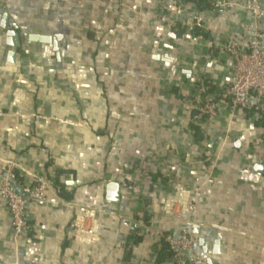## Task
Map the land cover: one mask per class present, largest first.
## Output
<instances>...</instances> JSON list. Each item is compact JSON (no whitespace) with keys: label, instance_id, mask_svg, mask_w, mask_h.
Here are the masks:
<instances>
[{"label":"crops","instance_id":"1","mask_svg":"<svg viewBox=\"0 0 264 264\" xmlns=\"http://www.w3.org/2000/svg\"><path fill=\"white\" fill-rule=\"evenodd\" d=\"M247 1L2 0L19 46L0 29V179L12 164L46 197L17 238L0 199V264H174L164 238L187 227L220 241L215 264H264V114L220 106L192 130L231 80L228 42L264 33ZM25 34L62 36L60 59Z\"/></svg>","mask_w":264,"mask_h":264},{"label":"built area","instance_id":"2","mask_svg":"<svg viewBox=\"0 0 264 264\" xmlns=\"http://www.w3.org/2000/svg\"><path fill=\"white\" fill-rule=\"evenodd\" d=\"M213 12L221 13L231 6L229 0H206ZM2 0H0L1 4ZM1 7V6H0ZM240 8L248 12L254 25L264 19V10L257 0H249ZM231 59V80L223 88L219 98L205 97L194 108L192 121L203 124L216 119L220 106L231 111L253 110L264 114V33L254 32L246 47L231 40L225 47ZM214 163L211 162L210 169ZM46 197V184L17 190L15 167L7 163L0 179V199L5 203L11 219L14 237L27 234L30 227L26 221V207L31 202L40 203ZM195 206L189 207L194 211ZM139 225H133L137 229ZM165 244L170 250L174 264H207L206 258L196 253L197 239L190 228H183L178 237L166 236Z\"/></svg>","mask_w":264,"mask_h":264},{"label":"water","instance_id":"3","mask_svg":"<svg viewBox=\"0 0 264 264\" xmlns=\"http://www.w3.org/2000/svg\"><path fill=\"white\" fill-rule=\"evenodd\" d=\"M9 23V16L6 13L0 14V29L5 33V39L7 46L11 48H16L19 46V36L16 33V27L11 26L13 30L8 29ZM24 39L30 43H37L42 45H49L52 46V49L55 53L56 58L60 59V53L58 48V43L62 40V36L55 35V36H48V35H37V34H25ZM14 57L13 53L9 54L10 61ZM254 173L258 176L262 175L264 166L262 163L254 161ZM106 201L110 203H116L119 201L120 198V185L117 183H109L106 186V194H105ZM193 233L198 235V228H193ZM198 246L201 248V251L204 256H206V263L207 264H215L214 257L221 255V247L220 241H215L214 247L212 249L208 248V243L203 238H199L197 241Z\"/></svg>","mask_w":264,"mask_h":264},{"label":"trees","instance_id":"4","mask_svg":"<svg viewBox=\"0 0 264 264\" xmlns=\"http://www.w3.org/2000/svg\"><path fill=\"white\" fill-rule=\"evenodd\" d=\"M194 2L197 6L200 8H208V2L206 0H191ZM200 125L196 124L195 122L192 121V130L194 131L195 136L197 139H201V133H200ZM57 187V185H56ZM170 253V251H169Z\"/></svg>","mask_w":264,"mask_h":264}]
</instances>
